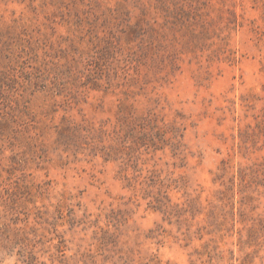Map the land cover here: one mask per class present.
Returning <instances> with one entry per match:
<instances>
[{
  "label": "rangeland",
  "instance_id": "rangeland-1",
  "mask_svg": "<svg viewBox=\"0 0 264 264\" xmlns=\"http://www.w3.org/2000/svg\"><path fill=\"white\" fill-rule=\"evenodd\" d=\"M0 264H264V0H0Z\"/></svg>",
  "mask_w": 264,
  "mask_h": 264
}]
</instances>
